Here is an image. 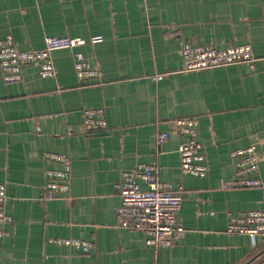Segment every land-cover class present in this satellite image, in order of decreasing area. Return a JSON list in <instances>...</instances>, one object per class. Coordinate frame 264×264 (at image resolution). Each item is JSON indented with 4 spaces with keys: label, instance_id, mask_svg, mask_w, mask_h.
Here are the masks:
<instances>
[{
    "label": "crops",
    "instance_id": "crops-1",
    "mask_svg": "<svg viewBox=\"0 0 264 264\" xmlns=\"http://www.w3.org/2000/svg\"><path fill=\"white\" fill-rule=\"evenodd\" d=\"M7 35L26 51L46 37L85 44L53 52L52 77L27 65L22 81L6 83L0 72V184L12 219L0 264H264V237L226 232L230 216L264 210V0H0V40ZM186 43L249 44L256 60L184 71ZM76 52L95 78L77 77ZM86 109H102L106 127L88 131ZM178 118L198 121L203 178L181 172ZM247 147L262 186L222 189L236 172L231 152ZM51 155L69 165L67 190L55 195L48 171L65 167ZM139 164L182 190L185 236L171 247H149L142 231L116 225V184Z\"/></svg>",
    "mask_w": 264,
    "mask_h": 264
},
{
    "label": "built area",
    "instance_id": "built-area-1",
    "mask_svg": "<svg viewBox=\"0 0 264 264\" xmlns=\"http://www.w3.org/2000/svg\"><path fill=\"white\" fill-rule=\"evenodd\" d=\"M169 36H179L178 31H172ZM100 36L90 39L92 43L101 42ZM85 44L84 40L67 37H46L44 46L38 50H20L12 36L7 35L0 40V72L6 83H16L23 80L22 70L27 65L38 68L41 78L52 77L54 68L51 55L55 51L74 49ZM181 56L184 71H196L223 67L231 64H252L256 58L249 44L228 46L224 49L212 45L182 46ZM74 68L81 80L95 78L97 73L85 60L82 53H74ZM163 74H156L155 81L163 79ZM84 125L88 131H97L106 127L102 109H86L83 113ZM176 131L182 136L178 152L180 169L183 174L203 178L208 173L207 159L204 149L197 141L198 121L196 118H178L174 121ZM168 137L161 134L160 140ZM51 158L64 164L63 171H48L47 189L51 195L67 190L66 179L69 174L67 159L51 155ZM231 159L236 166L233 179L222 183V189L261 187L257 178L258 161L254 147L237 149L231 152ZM121 204L116 210L117 227L140 230L145 235V243L155 249L171 247L185 236L184 227L177 221V213L183 201L181 188H174L170 183L159 179L158 167L139 164L137 167L124 170L120 181L116 184ZM8 200L6 187L0 184V238L7 235L6 225L12 222L6 213L5 205ZM228 234L249 235L252 238L264 237V210H251L232 215L226 228ZM72 245L83 253L91 250L88 241L63 240L58 241Z\"/></svg>",
    "mask_w": 264,
    "mask_h": 264
}]
</instances>
